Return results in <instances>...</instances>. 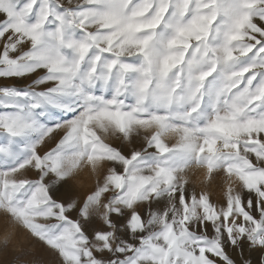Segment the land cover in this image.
<instances>
[{"label": "snow or ice", "instance_id": "1", "mask_svg": "<svg viewBox=\"0 0 264 264\" xmlns=\"http://www.w3.org/2000/svg\"><path fill=\"white\" fill-rule=\"evenodd\" d=\"M0 137V210L60 264H264V0H0Z\"/></svg>", "mask_w": 264, "mask_h": 264}, {"label": "rangeland", "instance_id": "2", "mask_svg": "<svg viewBox=\"0 0 264 264\" xmlns=\"http://www.w3.org/2000/svg\"><path fill=\"white\" fill-rule=\"evenodd\" d=\"M31 79V77L27 78ZM26 81H21L23 83ZM8 83H14V81H8ZM59 133H57L56 139L59 138ZM2 137H0V142H2ZM109 142L113 143L115 146L125 147L126 142H122L118 139L109 138ZM51 146V142L50 145ZM202 174V176H201ZM204 174V175H203ZM29 176H34L35 173H29ZM189 189H194L196 192L206 190L209 192L212 201L215 203L219 201L222 197V185L220 183V177L215 176L210 182L205 183V171L201 170H191L189 173ZM95 183V177L92 175L89 169H84L78 176L71 181L67 182L68 190H62V197L65 201L70 198L80 196L83 197L84 193L89 191ZM70 215L75 216V213ZM116 219V217H113ZM12 231L13 238L12 241L5 246L2 243V238L5 232ZM231 254L234 259L237 260V264L240 262V256L237 251L230 249ZM259 251L252 253L249 257V253L245 250V257L251 258L253 264H259ZM30 261H40L41 264H60L58 255L48 249L42 242H39L29 236L27 232L18 225H14L11 222V218L2 210H0V264H21V262Z\"/></svg>", "mask_w": 264, "mask_h": 264}, {"label": "bare ground", "instance_id": "3", "mask_svg": "<svg viewBox=\"0 0 264 264\" xmlns=\"http://www.w3.org/2000/svg\"><path fill=\"white\" fill-rule=\"evenodd\" d=\"M193 170H195V171H196V170H197V171H198V170H201V172H204L203 169H193ZM203 175H204V174H203ZM201 176H202V174H201Z\"/></svg>", "mask_w": 264, "mask_h": 264}]
</instances>
